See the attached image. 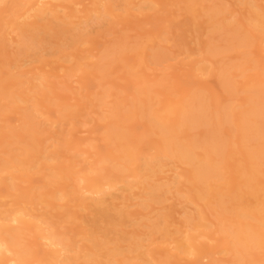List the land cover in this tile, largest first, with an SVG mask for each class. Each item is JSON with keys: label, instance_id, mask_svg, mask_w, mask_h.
I'll return each mask as SVG.
<instances>
[{"label": "rangeland", "instance_id": "1", "mask_svg": "<svg viewBox=\"0 0 264 264\" xmlns=\"http://www.w3.org/2000/svg\"><path fill=\"white\" fill-rule=\"evenodd\" d=\"M10 1L0 0V86L9 91L0 94V162L6 165L0 169V221L18 227L12 214L23 213L28 227L20 230L18 248L26 255L39 247L53 248L60 251V264H85L97 239L104 243L95 257L98 264H112L106 251L116 246L124 264H160L165 259L169 264H233V252L221 242L230 239L222 232L229 215L214 199H197L192 167L164 153L152 160L154 175L147 176L143 160L164 150L166 134L142 114L151 108L157 116H169L164 127L172 126L180 118L168 110L195 92L214 107L233 109L236 115L226 118L228 128L214 130V114L205 126L177 124L168 133L182 144L193 141L196 154L204 152L202 136L209 126L213 130L208 134L222 137L219 144L230 158L220 170L221 182L220 177L207 181L209 195L219 183L235 186L238 170L252 163L260 165L258 181H264V158L246 156L248 149H263V141L244 143L238 131L251 94L264 104V31L251 20L252 12L264 17V0ZM21 24L27 26L24 34ZM32 36L35 41L28 40ZM234 36H246L245 41L233 42ZM22 40L30 42L23 46ZM223 75L233 90L224 88ZM28 117L34 127L24 132ZM115 130L124 132L123 140L132 142L139 154L127 164L123 180H114L116 160L108 157L117 141L111 135ZM27 142H33V149L24 166L46 164L48 169H33L25 176L18 170L20 164L12 159L24 160ZM99 157L104 159L95 167ZM63 166L74 173L58 181ZM82 177L90 179L86 183L97 182L103 193L83 187L78 183ZM71 183H78L74 201L62 196ZM23 192L28 196H21ZM156 195L159 199H152ZM242 198L241 208L256 205L252 195ZM100 210L108 216L100 217ZM231 219L234 224H260L249 216ZM44 229L49 235L60 233L65 245L45 246L36 236ZM188 236L205 247L196 253ZM180 242L188 244L185 251L179 250ZM132 243L141 246L132 251ZM248 247L251 264H264V251L258 245ZM189 250L194 255L187 257ZM4 255L8 258L1 264H11L12 254ZM65 257L71 258L64 263ZM22 263L48 264L34 258Z\"/></svg>", "mask_w": 264, "mask_h": 264}, {"label": "bare ground", "instance_id": "2", "mask_svg": "<svg viewBox=\"0 0 264 264\" xmlns=\"http://www.w3.org/2000/svg\"><path fill=\"white\" fill-rule=\"evenodd\" d=\"M16 1H18V0H15V2ZM10 2H12V0ZM105 11H106V9H105ZM109 13H110V11H109ZM249 19H250V17H249ZM251 20H252V23L254 24V26H258V28L260 27L257 30H263L264 31V28H262V27H264L263 15L258 14L257 12H255V13L252 12ZM213 22L214 21H212V24H213ZM18 29L22 30V34H24L23 31H25V33H26L27 26L25 24H21V25H19ZM37 37H39V36H37ZM234 37H236L237 40L234 39L235 41H233V42H237V43L239 42L240 43V42L245 41L246 36H244V37L234 36ZM230 38H231V36H230ZM25 40L24 41L22 40L23 42L21 41L23 46H26L27 42L29 43L32 40L35 41V37L32 36V37L28 38V40H30V41H27V42H25ZM24 50L25 49H23L22 52ZM114 51L116 52V50H114ZM111 53H114V52L111 51ZM159 55H160V53H159ZM159 55H157L155 57L159 58L160 57ZM223 77H224V75H223ZM223 77H222V79H223V82L225 83L224 88H226V90H228V91L233 90L232 89L233 86H231V84L228 83L227 80H225L227 78H225V77L223 78ZM1 80H3V79H1ZM4 80H5V78H4ZM6 91L4 88H2L0 86V94H3L5 96ZM8 92L9 91H7V93ZM252 94H251V96H250V93L248 94L251 97L250 100H248V102H247L249 107H248V109L245 110L246 115L245 114L244 115L246 117H242L243 120H242L241 124L238 125V131H240V135L244 139V143L245 142L248 143V142L252 141V142L260 144L263 141L262 144H264V128H263L264 124H262L264 122V110H263V112L260 111V109L264 107V104H262L263 102L260 103L259 99L256 97L254 98V95L252 96ZM10 95L13 96V94H11V93H10ZM188 97L189 98L185 100L186 102H184V104L180 103L179 105L168 110V113L178 115V117L180 118V122L174 123L172 126L166 125L164 127V125H165L164 123L166 121L165 119H167L169 116L168 117L157 116L156 115L157 112L153 111L151 108H148L145 111H143L142 115H144L147 118L148 123H150V125H152V127H156L158 129L164 130L163 133L166 134L165 140H164L165 144L163 145L164 150H159L158 152H156L152 156H150V155L145 156V159L143 160V164H142L143 168L147 171L146 172L147 176L154 175V174H152L153 170L151 168L152 167L151 166L152 160H154L155 158L157 159V158L163 157L165 154H167V155L170 154V155H172L171 157L174 156V157L178 158L180 161L189 164L192 167V171H193L192 179L195 182V189H197L198 192L200 193L199 195H197V199H204V198H206L208 200L214 199L216 204H218V206L221 208V210L224 212V214L229 215L228 222L223 225L222 232L226 233L230 237V239L228 241V239L225 238V239L221 240V242H223L224 244H228L229 245L228 249L231 251V253L233 252V254H232L233 264H251L249 258L247 257L250 254V253L248 254L249 249H250L248 247V244H252V248L254 246L258 245L264 251V217L261 216V212L264 210V189H263L264 181H261V182L258 181V179H260L259 178L260 165L256 164V163H252L250 165H246V167H242V169L238 170L239 175H237L238 179L240 180V181H238V182H240V185L238 184V182L236 183L235 186H230V185L225 186L226 183L225 184L219 183L217 186V192L215 194L209 195L208 190L210 187L208 186L207 181L213 177H220V182H221L220 170L224 168V166L228 162V158H230V156L228 157V155H229L228 153H227L228 155L223 154L224 148L222 147V145L219 144V141L223 140L222 137L220 139L217 136L213 135V131H211V134H208V132L210 130H213V127H214V130H220L223 127L228 128L229 127L228 122H230V121L227 120L226 118H228V115L231 113H233L232 116H234L236 114L234 111H232L233 109L231 110L230 108H229L230 110H227V109L222 110V107L221 108L214 107V105H212L210 102H208L207 99H205L200 94V92L199 93L195 92V94L193 93V94L189 95ZM257 100L259 103L257 102ZM258 107L260 109H258ZM223 108H226V107L224 106ZM214 114L216 116H219V117H220V115H224L223 119L221 120L220 119L221 117L218 119ZM210 115L215 116L216 119L213 120V123L211 124L213 127L211 126L212 127L211 128L209 126L204 131L205 134L204 135L202 134L203 135L202 137H205L206 142L204 144V147L202 144L203 142H201V149H202V151H204L201 154H196L193 151V146L197 145L193 141H190L189 143H186V144H182V143H179L176 139L174 140L173 135L168 133L169 131H173V129L176 130L177 124L179 127L187 126V125H188V127L189 126L190 127H196V126L198 127V126H201L203 124H207L208 120L210 119L209 118ZM26 116L27 115H25V117ZM28 116H29V114H28ZM30 118H31V116H30ZM26 119H28V121L26 120V123L22 128V131H24V132L29 131L31 127H34L31 124L32 120L30 119V121H31L30 122L29 117ZM203 126H205V125H203ZM221 134H222V132L220 134H217V135L219 136ZM111 135L114 137L113 139H117V141H114L112 139L113 142H115V143H113V148H112L113 151H111L112 155H110V150H109V154H108V157H111L113 161L116 160L115 164L112 165L113 172H111V173L114 174V178H115L114 180H123L124 179L123 178V172H125L128 169L127 164L128 163H134L136 161V159L138 158L139 154H138L137 149L132 144V142H130L128 140H123V138L125 137L124 132L119 131V130H115L114 132L111 131ZM31 143L33 144V142H27V145L29 144L28 146H30V147L27 149L28 151H26V155H25L24 160H21L19 158L16 159V157H13V159H12V161L16 162V164H18V163L20 164L18 170L23 172L24 176L29 174L33 169H35L36 171H42V170L48 169V165H46V164H41L42 166H40L39 164H38V166H36V165L24 166V165H26V162H27L26 160L31 156L30 153H31V150L33 149ZM227 149H229V148L227 147ZM33 152H36V151L34 150ZM246 152H247V154H246L247 157H252V158L253 157H259L261 159L264 158V148L263 149H255V148L248 149ZM113 153L114 154L116 153V154L114 155ZM214 153L215 154L218 153L221 155H219L218 158H214V157H212V154H214ZM103 159L104 158H101V157L97 158L95 161V167H97V165L99 163H101L103 161ZM7 162H8V160H7ZM4 168H6L5 163L0 162V169H4ZM60 170L62 171V173H60L61 174L60 180L58 177V179H57L58 181L67 180V178L68 177L70 178L71 177L70 175L74 173V171L71 170V166L60 167ZM109 173L110 172L107 171L106 175ZM20 175H22V174H20ZM46 176H48V175H46ZM21 177H23V176H21ZM18 178H20V176ZM68 180H70V179H68ZM89 180H90L89 178L82 177V178H80V180H79L80 182H78V183H83V187L89 189L91 193H94L97 195L100 193H103L102 190H99V186H98L97 182L91 181L90 184H89V182L86 183V181H89ZM77 184L75 185L74 183H71V184L67 185L66 187L64 185L66 190L63 191L62 196H64V197L66 196L69 198V200L74 201L75 197L73 196V193L77 188L76 187ZM148 186H150V185H148ZM64 187L62 186V188H64ZM67 187H68V189H67ZM150 187H149V189H150V193H151V189L153 191L154 187L153 186H150ZM260 189L263 190V193L261 196H258V190H260ZM244 194L252 195V198L256 202V205L250 209L241 208L242 205L244 204V199L242 198ZM24 195L28 196V194L26 192L21 193V196H24ZM153 197H152V199H159V197L157 195L153 196ZM24 198H26V197H24ZM104 211L105 210L98 211V214H101L100 217L108 216ZM12 215L13 216H12L11 222L16 223V225L18 223L19 224L18 227L6 226L4 223H2L3 221L2 222L0 221L1 222L0 223V264L2 262H6V258H8V256L4 255V252H10L12 254L11 264H23L22 263L23 261H28V259H30V258H34L35 261H40V262H45V263L47 262L48 264H60L61 261L58 259L59 258L58 255H59L60 251H58L56 249L50 248L51 250H44L38 246L39 247L38 249H32L30 251L29 255H26L25 254L26 250H21L20 247L18 248V238L20 237V230L25 228V227L26 228L28 227L27 226L28 221L25 222L24 215L21 211L14 212ZM247 216L252 217L254 219H258L260 221V224L258 226H254V225L251 226L248 223H242V222L241 223L238 222L237 224H234L233 220L231 219L232 217L240 218V217H247ZM70 217H72V214L66 215V218H70ZM188 217L189 216H187V218ZM10 218H11V216H10ZM1 220H2V218H1ZM95 224H96V221L93 222L92 226ZM150 227H152V226H150ZM44 231H46V229L43 230V233H41L40 231L37 232L36 236H38L39 238H42V240H44L43 242H44L45 246H48V247L54 246L55 247V245H58V244L62 245V246L65 245V244L64 245L62 244V241H64L65 237L64 238L61 237L60 233L58 234V233L52 232L53 235H49L48 233L46 234ZM164 231H165V229H164ZM159 232H160V230H159ZM88 235H89V238H91L92 234L88 232ZM123 236L118 237V239H124ZM53 237H54V239H53ZM188 237H190V236H188ZM187 239L189 241V242H187V243H189V247L190 246L193 247V249L195 250L196 253H199L201 251L200 249L205 247L204 245L198 244L196 241H194V240H196L194 237L191 238L192 240H190L189 238H187ZM195 242H196V244H195ZM92 243H93V250H90V252L86 254V255H88V257L86 258L87 260H86L85 264H87L88 261L90 262V264H98L96 261V258H95L98 255L97 251L104 247V243L97 240V239H95L94 242L92 240ZM131 245H132V248H130V250L132 249V251H136L137 249H139L138 247L141 246L140 243H139V245L137 243H134V244L132 243ZM185 245L186 244H184L182 242L178 243L179 250L185 251L188 244H187V246H185ZM199 245H201V246H199ZM41 246H42V244H41ZM63 249L65 250L64 247H63ZM209 250H211V249H209ZM120 251H119V248L117 246L113 247V248H109V250L106 251V255L109 258L110 263H112V264H114V263L115 264H124L123 263L124 260L122 258H119ZM190 251L191 250H189V252ZM164 254H165V252H164ZM169 254H171V253H169ZM187 254H189L187 256V257H189L192 253L187 252ZM192 255H194V254H192ZM165 256H166V254H165ZM70 258L65 257L62 260V262L65 263V261H67V260L69 261ZM78 258H80V256H77L76 259H78ZM167 259H169L168 256H167ZM32 262H34V261H32ZM261 263H264V259L261 261ZM160 264H169V263H167L166 259H165V261L161 260Z\"/></svg>", "mask_w": 264, "mask_h": 264}]
</instances>
